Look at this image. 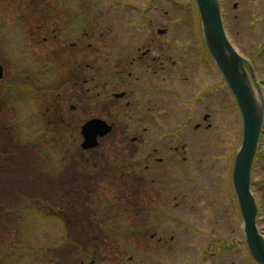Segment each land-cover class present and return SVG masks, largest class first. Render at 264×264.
I'll return each instance as SVG.
<instances>
[{
    "label": "rangeland",
    "instance_id": "1",
    "mask_svg": "<svg viewBox=\"0 0 264 264\" xmlns=\"http://www.w3.org/2000/svg\"><path fill=\"white\" fill-rule=\"evenodd\" d=\"M49 3L46 0H0V61L4 68L1 88L6 92L7 100L18 97L16 112L8 104L6 112L0 115L3 124L15 122L17 127L14 138L10 134L6 137L5 133L9 132H5V129L0 135V203L15 208L16 212L15 216L6 217L10 221L3 219L0 222V244L14 250L11 255L19 250L22 253H25L24 249L35 250L37 244L36 254L41 253V257L43 253L39 251L45 249L50 256L60 254L67 258L74 251L71 247L62 246L63 237L67 235L74 243L89 242L84 247L89 253L96 254L102 264H107V245L110 240L106 236L110 239L115 236H144V232L153 233L156 230L152 220H142L138 210L143 199V186L139 180L138 151L134 150L137 145H132L130 151L123 150L125 145L115 140L122 136L118 131L100 140V147L83 151L80 132L81 127L93 118L104 119L110 124L115 119L122 123L131 115L137 121L139 113L136 112L140 106L138 91L136 96L133 93V99L127 96L118 101L111 94L123 92L124 86L110 83V80L107 84L108 79L99 80L101 96L95 98L91 93L85 95V91L96 83L82 85L79 81L81 85L69 84L64 87L63 83L69 78L75 79V75L70 77L69 71L62 68L49 73L40 70L44 59L69 65H73L70 63L75 60L67 54L75 33L62 31L54 34L57 37L54 41L50 39L44 42L47 36L43 34L48 30L45 25H66V8L72 17L80 16L84 11H93L92 24L89 23L86 28L90 33L88 38H83L81 47L73 50L81 54V62L85 64L83 70L90 77L93 68L106 67L111 70L117 66L112 59L109 63L103 61L105 55L102 53L109 41H119L121 44L132 41L129 50L131 56L136 58L151 49L153 52L144 65H151V70L159 68L161 64L167 68L166 71L159 70L153 79L151 70L147 71L146 80H153L156 85L152 82H136L145 91L172 90L177 93L183 89L180 78L188 76L192 79L195 76L196 79L198 73H205L204 79L211 88L218 84L220 77L212 60L210 64L205 61V70L202 63L198 64V59H202L206 49L194 0H66L64 9ZM47 8L55 10L52 17L46 15ZM158 29H166L167 32L159 35ZM89 44H92L91 47H86ZM186 44L195 49L180 53L181 50L172 48ZM159 47L164 48L167 57L151 62V58L161 55ZM99 54L101 58L98 59L96 56ZM95 59H98L96 63ZM174 61L177 62L174 65L176 68L173 67ZM169 75L177 76V79L174 78L172 83ZM60 86L62 89L57 90ZM30 88L37 92L45 88L46 93L37 95L36 92V95L28 96L26 91ZM75 90L76 95L82 97V102H76L72 97ZM226 97L227 113L219 107L218 98L211 100L210 107L216 120H213L209 134L211 149L201 162L202 165L198 161H189L194 166L192 176L179 170L175 176L177 189L163 192V201L167 203L162 204L163 211L178 221V225H171V222L162 225L166 229V236H176L184 244L194 241L202 246L195 249L182 245L168 257L159 253L150 254L155 262L230 264L227 257L217 260L208 254L209 261L203 260L206 250L212 253L215 245L231 242L235 236L241 235L240 220L236 217L237 208L234 206L237 200L234 199L233 204L232 190L233 164L242 141L241 123L229 94ZM129 100L134 106L131 109L136 112L124 115L123 107ZM106 101L115 103L112 112L105 107ZM71 104L77 106L74 112L70 110ZM173 107L176 111L180 109L179 104H173ZM203 110L202 107H196L192 112L203 114ZM117 111L120 116L112 119L113 113L117 114ZM200 135V132H195V136ZM133 136L138 137L139 132L131 133L129 141ZM214 142L218 144L214 145ZM263 149L264 144H261L259 150ZM219 156L221 159L218 161ZM167 176L173 178L172 172H168ZM252 184L254 196L260 204L258 226L264 235V154L254 164ZM44 204L48 205L44 212L63 208L70 211L69 217L75 213L72 217L76 215L77 225L72 224L71 230L67 221H53L46 225L35 216L20 212L26 207L42 211ZM176 204L178 206L175 207ZM67 219L71 224V218ZM129 242L135 245L130 247L125 258L134 256L131 264H144L139 242ZM58 247L61 249L54 252ZM15 259L16 264H36V257L22 260L18 254ZM90 261L91 258L86 259L85 263Z\"/></svg>",
    "mask_w": 264,
    "mask_h": 264
},
{
    "label": "flooded vegetation",
    "instance_id": "2",
    "mask_svg": "<svg viewBox=\"0 0 264 264\" xmlns=\"http://www.w3.org/2000/svg\"><path fill=\"white\" fill-rule=\"evenodd\" d=\"M46 1L50 2L49 5H59L63 9L67 6L66 0ZM74 4L77 5V2ZM122 5L126 6L125 3H122ZM221 8L226 33L237 52L249 63L250 67L252 68L259 88L254 82V78L249 67L245 65V69L248 72L256 92H258L260 89L264 97V0H221ZM47 9L46 15L51 17V9ZM54 11L55 10H53V12ZM64 11V13L69 14L67 8L64 9ZM70 15H72L71 12ZM229 18H231V20H229ZM45 28L48 30H46V34H43V36H47L48 38L44 37V42H47L50 39L54 41L57 38L54 37V34L61 33L62 31L75 33V38L73 42L69 44V51H67V54L69 57L72 56L75 58V60L71 61V63L80 64L82 56L78 51L74 52L73 50L79 49L82 45L83 33L81 26L66 24L64 26L52 25L47 27L45 25ZM160 31H164V33H160ZM166 32V29L157 30L159 35H163ZM131 43L132 41H128L127 43L123 44H121L119 41L106 42L107 49H105V51L102 53V55H105L103 60L105 63H109L110 59H112L116 62L115 64H117V66L113 69H109V78L107 84L110 80V83L121 84L125 88L123 92H113L111 94L112 97L118 101L125 99L127 96L133 99V93H135L136 96L138 91L140 104L139 109L136 112L131 109L134 108V106L131 100H129L126 105H124L122 111L124 115L127 113L132 114L133 112L139 113L137 121H135L133 117L129 115L126 117L127 119L121 123L115 119V117L120 116L119 111L116 112L117 114L113 113L112 119H115V121L110 123L113 126L111 133L120 131L122 136L116 137L115 140L116 142H120V144L125 145L122 147L125 151H130L132 145H137V147H134V150L138 151L139 180L142 182L141 186H143V199L140 202L138 210L140 216H142V220H152V225H154L153 227L156 231L153 233H147L146 231L143 234L144 236H115L117 238L113 237L112 239H110L109 236H106L107 239L110 240L107 245V258H110H108L107 264H131L134 261V256L125 258V255L127 251H129L130 247L135 245L129 242L131 240H137L139 242L138 246H140V249L142 250V263L161 264L159 262H155L151 258L150 254L159 253L168 257L174 252L178 251L179 247L182 245L195 249H198L200 246H202L200 244L198 245L194 243V241H192V243L188 242L187 244H184L181 243V241L176 238V236H166V229L162 225H165L168 222H171V225H178V221L177 218H173L172 216L170 217L165 211H163L164 207L162 204L164 203L167 205V203L163 201L165 199V194L163 197V192H168V190L173 192L178 187L177 178H175V176L178 174V171L184 170L187 176H189L190 173L192 176L194 166L190 162L198 161L202 165L201 162L204 161V158L206 157L205 155L209 154L208 151H210L212 143L209 134L213 127V120H216V115L211 111L210 107L211 100L218 98L219 107L224 110V113H227L226 94H229L231 104L235 106L240 119L242 133L241 138H243V118L233 93L231 92L224 76L216 68L213 61L212 64L214 68L218 70L220 81L218 84H214L211 88H209V83H207L206 79H204L206 76L205 73H198L196 75V79L195 76L192 79H190L188 76L180 78V85H182L183 89L178 90L179 92L177 93L172 92V90L159 91L151 89L145 91L140 86H137L136 82L140 81L148 83L152 82L153 85H156L153 80H146L147 71H150L152 66L144 65V62L149 59V54H151L153 51L149 49L146 52H143L141 56L136 58L131 56L132 53L129 50ZM92 44H89L86 47L90 48V45ZM159 48L160 49L158 52H160L161 55L159 57L151 58V62H158L159 60L165 59V57H167L165 56L164 48ZM172 48L176 51L177 49L178 51L181 50L180 53L193 48L195 49L194 46L187 44L186 46L182 47L172 46ZM139 50L140 49L138 48V51ZM96 57L98 59L101 58L100 54ZM1 59L2 58L0 56V60ZM98 59H95L94 63H96ZM211 60L212 59L206 50L202 53V59H198V64L202 63V68L205 70V61L210 64ZM176 63V61L173 62V67ZM0 65L2 66L1 61ZM166 69L167 68L163 64H161L159 68L154 67L151 70V78L153 79V77H156L159 70L166 71ZM99 70V67H97L95 69L94 76L91 78L92 83L96 84H94L93 88L87 89L85 91L87 92L85 95L91 93L93 97L95 96V98L101 96V92L99 90L101 89L98 77ZM77 77L78 80H76L73 86L81 85L79 81L82 82V85L89 84L88 80L83 81L81 79V74H78ZM142 77L144 78L142 79ZM169 78L173 83L174 78L177 79V76L172 77L169 75ZM3 79L4 68L3 78L0 80V115L5 111V108H7L8 104L11 105L12 111L16 112V106L18 103L17 96H13L11 100L6 99V92L1 88V82ZM154 80L158 79L155 78ZM184 86L186 87L184 88ZM137 87H139L141 90L137 89ZM134 88H136L135 91L133 90ZM76 92L77 91L75 90V93L72 95V97L76 100V102H82V97L80 94L77 96ZM121 94H123V96L119 97ZM65 100H67L66 96ZM173 104H175V106L179 104L180 109L178 110L177 108L176 111V109L173 107ZM109 105H111V109L109 108ZM105 107L108 111L111 110L112 112L114 110L115 103L106 101ZM196 107H202L204 109L203 114H194L192 111ZM75 109H77V106L71 104L70 110L74 112ZM177 115L181 116L178 117ZM3 123V118L0 117V135L3 134L2 129H5V132H9L5 133L6 137L7 134H10L12 136L11 138H14V136L17 134L15 122H12L11 125ZM133 132H139V136H133L129 141V135H131ZM195 132H200L201 135L197 137L195 136ZM221 142L219 144H221ZM217 144L218 143L214 142V145ZM261 144H264V122L259 146H261ZM101 145L102 142L99 141V145L96 148L100 147ZM261 154H264V149L260 151L258 148L255 162ZM217 158L218 161L221 159L220 156ZM178 161L181 162L179 163ZM125 165L126 163L123 164V167ZM168 172H172L173 178H168ZM234 199L236 200L233 191V204H235ZM257 204L258 210L260 211V204L258 201ZM176 206L178 205L176 204L175 207ZM234 206L237 208L236 217H238L240 220L241 235L235 236L231 242H224L222 245H215V251L212 253L206 250L203 260L206 262L209 261L210 258H207L206 255L208 254V256L213 255L217 260L221 257H227L230 264H258L251 256L245 238L242 236V216L238 203ZM96 258L93 259L90 264H102L100 261L95 263L97 262V259H99ZM80 264H85V262L81 261Z\"/></svg>",
    "mask_w": 264,
    "mask_h": 264
},
{
    "label": "water",
    "instance_id": "3",
    "mask_svg": "<svg viewBox=\"0 0 264 264\" xmlns=\"http://www.w3.org/2000/svg\"><path fill=\"white\" fill-rule=\"evenodd\" d=\"M201 24L205 47L215 66L224 76L233 93L243 118V138L237 151L232 171V185L243 222V236L251 256L258 264H264V235L258 226V205L252 192V170L260 144L264 122V97L256 92L248 72L249 63L231 43L222 17L221 0H194ZM164 33V31H160ZM3 67L0 65V80ZM257 87L259 88L258 84ZM123 94L119 95V97ZM112 125L94 118L87 121L81 130L82 149L91 150L99 140L112 132Z\"/></svg>",
    "mask_w": 264,
    "mask_h": 264
},
{
    "label": "trees",
    "instance_id": "4",
    "mask_svg": "<svg viewBox=\"0 0 264 264\" xmlns=\"http://www.w3.org/2000/svg\"><path fill=\"white\" fill-rule=\"evenodd\" d=\"M50 14H51V17L54 15L53 10H51ZM75 15H77V14H75ZM93 17H94L93 11H90V12L84 11L80 16L72 17L70 14H68L65 18L67 19V22H68L67 25L81 26L83 38L86 39V38H88V36L90 34L86 30V28H88V26L90 24H92ZM42 64L43 65H42V68L40 70H42L43 72L48 71V73H49L51 70L57 71L58 68H62L65 71L66 70L69 71L70 77L75 75V79L78 78L77 77L78 74H81L82 78H83L82 80L83 81L88 80V83H92L91 78L94 76V73H95V68H93V71H92L93 75L90 77V75L88 73H86V71L83 70V66L85 64H83L82 62L80 64L70 63L73 65H69V64H63V62L62 63L61 62L60 63H51L49 61H45V59H44ZM99 69H100L99 74H98L99 80H107L109 78V68L99 67ZM27 74L29 76V74H30L29 71L27 72ZM69 79H70L69 81L67 80L63 83L64 87H67V85H69V84L73 85L76 82L75 79H72V78H69ZM47 86H48V84H47ZM61 89H62V86H60L59 89H57V90H61ZM36 92L37 91L33 88L32 89L30 88L29 90L26 91L28 96H32L34 94L36 95ZM45 93H46L45 88H40L39 92H37V95H39V94L41 95V94H45ZM58 94H61V93H58ZM47 206L48 205L44 204V206L42 207L44 209L42 211H40L37 208L26 207V208H23L20 212H21V214L27 213L29 215L35 216L36 219L40 220L41 223L46 224V225L53 222V221H58L60 223H62L61 221H67V226H69V230H71L73 228L72 224H74L75 226L77 225V221L75 218L76 215L73 216L74 218L72 217V214H75V213H72L71 217H69L70 211L63 209V208H60L58 210L54 209V210H51V212H44V210L48 209ZM14 209L15 208H8L5 204L0 203V222L3 219H7L6 217H9L10 215L15 216L16 212ZM67 218H71V224L69 223ZM72 218H73V220H72ZM6 221H10V220L7 219ZM3 224H5V222H3ZM68 237L69 236H67V235H65L63 237V245H62L63 247H71L72 248L71 250H74V251H72V254L67 257L68 259L64 255L62 257V255H60V254L50 256L49 253H47V251L45 249H44V251L43 250L39 251V252L43 253L42 254L43 256L41 257V253L36 254L37 253L36 251L38 250L36 248L37 244L35 245V250H33V248H32V250L24 249L25 253H22L19 250L15 254L11 255L10 253H12L14 250H9L8 248L4 247L3 245L1 246V244H0V249H1V251H0V264H16L15 258L18 256V254L21 255L22 260H24L25 258L36 257V262H35L36 264H77V263L80 264L81 261L85 262L86 259L91 258V261H92L93 259L96 258V254L94 255L92 253H89V251L86 249V247H84L86 242L81 243L79 241L77 243H74L72 241V239L70 237L69 238ZM28 245H29V243H28ZM60 249L61 248H59V247L55 248L54 252H58ZM62 249L64 250V248H62ZM91 261L88 263H85V264H90ZM95 263H98V259H97V262H95Z\"/></svg>",
    "mask_w": 264,
    "mask_h": 264
}]
</instances>
